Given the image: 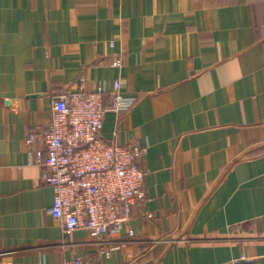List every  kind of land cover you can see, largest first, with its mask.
Instances as JSON below:
<instances>
[{"label":"crops","instance_id":"crops-1","mask_svg":"<svg viewBox=\"0 0 264 264\" xmlns=\"http://www.w3.org/2000/svg\"><path fill=\"white\" fill-rule=\"evenodd\" d=\"M115 82L130 108H111ZM96 87L102 138L146 147L145 197L108 258L85 229L63 236L28 140L62 93ZM81 256L264 264V0H0V264Z\"/></svg>","mask_w":264,"mask_h":264},{"label":"built area","instance_id":"built-area-1","mask_svg":"<svg viewBox=\"0 0 264 264\" xmlns=\"http://www.w3.org/2000/svg\"><path fill=\"white\" fill-rule=\"evenodd\" d=\"M112 65L120 66V61ZM119 87L115 82L111 108H130L133 100L119 97ZM105 94L102 87L62 93L52 103L48 130L43 135L31 130L28 140L45 144L46 157H39L38 162L43 167L42 180L53 190L50 214L60 223L63 236L85 229L105 243L97 251L99 257L108 258L118 246L107 240L123 231L136 200L145 197L142 161L146 147L102 138L100 131L108 111ZM127 234L134 235L130 229ZM63 264L95 262L81 256Z\"/></svg>","mask_w":264,"mask_h":264}]
</instances>
